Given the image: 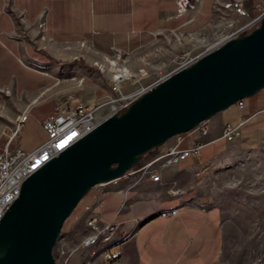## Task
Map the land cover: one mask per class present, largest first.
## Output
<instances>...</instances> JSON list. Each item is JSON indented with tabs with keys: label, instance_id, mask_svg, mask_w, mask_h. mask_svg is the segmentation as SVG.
I'll return each mask as SVG.
<instances>
[{
	"label": "crops",
	"instance_id": "1",
	"mask_svg": "<svg viewBox=\"0 0 264 264\" xmlns=\"http://www.w3.org/2000/svg\"><path fill=\"white\" fill-rule=\"evenodd\" d=\"M218 2L226 1L202 0L197 12L177 14L176 0H0V153L15 145L25 151L36 149L45 138L42 119L55 108H62L68 94L73 96V103L90 105L103 104L112 97L111 78L101 76L93 66L95 62L111 61L119 55L123 64L132 58L142 63L167 44H177V37L179 44L196 38L213 21ZM41 22L43 28L39 27ZM58 77L62 80L56 85L53 80ZM261 90L243 101L240 111L234 106L232 111L226 109L213 116L216 118L204 138L213 142L205 147L224 141L220 152L191 156L163 170L157 183L133 185V180L125 179L107 187L93 216L100 226L117 225V237L127 236L119 244L115 262L218 264L221 211L206 203L200 189L208 171L238 160L258 142L264 145L257 140L259 136L264 138V133L247 139L240 131L255 119H262L258 126H264ZM25 108L29 115L19 135L29 131L37 139L29 149L23 147L21 136L9 141L14 120ZM239 118L246 119L239 129L240 136L233 141L220 138L222 127L237 126ZM194 138L184 140L181 147L188 146ZM168 143H173L172 138ZM191 158L198 162L177 170ZM88 195L84 207L94 200L91 191ZM175 207H179L175 216H153ZM83 220L80 218L74 225L84 227ZM74 225L67 231L71 232Z\"/></svg>",
	"mask_w": 264,
	"mask_h": 264
},
{
	"label": "water",
	"instance_id": "2",
	"mask_svg": "<svg viewBox=\"0 0 264 264\" xmlns=\"http://www.w3.org/2000/svg\"><path fill=\"white\" fill-rule=\"evenodd\" d=\"M264 87V16L168 75L31 174L0 219V264H55L64 221L92 187L122 177L142 156Z\"/></svg>",
	"mask_w": 264,
	"mask_h": 264
},
{
	"label": "rangeland",
	"instance_id": "3",
	"mask_svg": "<svg viewBox=\"0 0 264 264\" xmlns=\"http://www.w3.org/2000/svg\"><path fill=\"white\" fill-rule=\"evenodd\" d=\"M239 1L241 9L247 13L246 17L239 19L233 11L224 9L223 5L226 2H218L213 21L196 38L188 39L182 44H179L178 37L175 38L177 44L174 46L167 44L159 54L150 55L149 62L141 63L138 59L132 58L129 63L123 64L121 60L113 58L112 60L116 62L115 67L125 68L130 74L143 68L146 73L142 81L144 85L161 81L177 66L173 61L175 57L196 58L214 50L229 34L241 26H246L252 19L264 12V0ZM238 20L240 21L237 22ZM258 26L253 27L249 32ZM93 66L98 69L101 76L103 75L107 79L111 78L113 73L110 71L111 67L108 65V61L95 62ZM58 79L60 83L62 79L60 77ZM131 89L133 88L126 84L122 91L125 93ZM263 90L264 87L261 91ZM249 97L244 98L243 101H248ZM233 107L234 105L227 110L232 111ZM214 118L216 117L209 121L211 122L209 127H211ZM260 122L262 119H255L247 123L245 128L240 129L243 133L242 138L255 139L254 137H257L258 134L262 133L263 135L264 126H258ZM20 136L24 148L34 147L37 141L34 134L23 131ZM259 137L257 140L264 143L262 142L264 138ZM258 143H256V147H251L253 150L246 152L238 160L222 163V165L211 169L203 179L200 196L207 201L206 203L219 207L221 211L222 247L218 264H264V145L259 146ZM224 145V141H218L205 147L201 153L203 155L218 153ZM154 153L156 151L146 153L142 156L140 163L150 159ZM196 162L198 161L193 158L188 159L178 165L177 170H183ZM88 194L90 191L85 194L78 205L74 207L71 215L64 221L62 229L66 234L61 231L54 247H52L55 264H63L65 260H67V264H120L113 259L104 261L95 257L90 258L89 251L76 247L86 230L81 224L74 225L77 222L74 217L81 218L84 212L82 207L88 202ZM93 201L90 199L88 205L92 206ZM72 225H74V229L71 232L67 231ZM119 252V245L113 246L110 250L112 256Z\"/></svg>",
	"mask_w": 264,
	"mask_h": 264
},
{
	"label": "built area",
	"instance_id": "4",
	"mask_svg": "<svg viewBox=\"0 0 264 264\" xmlns=\"http://www.w3.org/2000/svg\"><path fill=\"white\" fill-rule=\"evenodd\" d=\"M201 3L202 0H176L175 12L177 14L195 13L200 9ZM223 7L225 10L233 11L239 19L247 16V13L241 9L242 6L239 0L228 1L224 3ZM23 13H20V18H22ZM263 16L264 12L252 19L246 26L237 28L225 40L234 39L241 35L243 36L244 33H248L253 27L260 24ZM39 27L43 28L44 23H39ZM115 58L123 62L121 56L116 55ZM198 58L186 59L183 56L175 57L173 61L177 66L168 75H172L190 66ZM115 63L114 60L108 61V65L111 67L110 71L113 73L111 76V92L113 96L107 102L96 105L82 104L80 102L73 103V96L68 94L62 108H55L49 115L42 119L41 127L45 133V138L36 149L25 151L20 146L15 145L12 150L5 148L0 153V219L19 196L21 184L26 178L42 168L50 160L57 157L77 140L79 141L81 137L91 132L92 129L108 118V116L113 114L119 115L125 111L132 102L149 92L159 82L156 81L154 84L144 85L142 81L146 73L143 68L130 74L125 68H116ZM53 81H55V84L59 83L58 78H54ZM126 84L133 89L124 93L123 89ZM234 106L240 111L243 107V100L237 101ZM28 115L29 110L25 108L19 114L18 118L14 120L15 122L9 136V141L19 138L20 128L26 121ZM245 122L246 119L239 118L238 124L235 127L233 125H224L220 138L226 141L237 139L240 136L239 129ZM208 125L209 120L203 121L187 133L172 137V144H169L167 141L161 147L153 149L152 151H156V153L150 159L140 163L133 169L131 168L122 177H119V179L115 178L92 187L90 191L94 195V201L92 206L87 205L83 207L84 212L81 219L82 217L84 218L86 232L76 246L77 249L89 251L90 258H100L104 261L112 260L111 248L121 244L127 236L117 237V225L106 224L100 226L93 216L94 212L100 208L99 206L101 205L107 187L125 179L133 180V185H138L144 181L160 182L163 170L175 166L191 156H200L205 146L213 142H207L204 139L209 134ZM190 137L195 138L188 146L181 147L182 142ZM172 194L178 196L180 192L172 191ZM201 208L204 210L205 205L201 206ZM178 211L179 207H175L156 212L153 216L167 218L175 216ZM74 218L75 221L79 220L78 216ZM63 264H67V260Z\"/></svg>",
	"mask_w": 264,
	"mask_h": 264
},
{
	"label": "trees",
	"instance_id": "5",
	"mask_svg": "<svg viewBox=\"0 0 264 264\" xmlns=\"http://www.w3.org/2000/svg\"><path fill=\"white\" fill-rule=\"evenodd\" d=\"M63 230V229H62ZM61 230V231H62ZM118 257H119V255L117 254V255H115V256H113L112 258H113V261H116L117 259H118Z\"/></svg>",
	"mask_w": 264,
	"mask_h": 264
}]
</instances>
